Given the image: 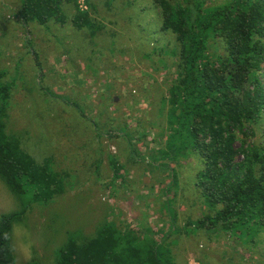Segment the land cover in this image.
Masks as SVG:
<instances>
[{
    "label": "rangeland",
    "instance_id": "1",
    "mask_svg": "<svg viewBox=\"0 0 264 264\" xmlns=\"http://www.w3.org/2000/svg\"><path fill=\"white\" fill-rule=\"evenodd\" d=\"M89 2L91 9L62 0L65 24L42 27L21 22L20 0H0V81L11 85L6 133L37 163L51 157L64 187L27 210L30 264H54L69 235L91 237L104 222L164 241L176 264H264V237L188 225L209 213L193 186L194 156L179 165L154 159L169 133L164 100L177 59L165 54L175 38L158 30L151 1ZM75 8L100 31L75 30ZM18 209L0 180V216Z\"/></svg>",
    "mask_w": 264,
    "mask_h": 264
},
{
    "label": "trees",
    "instance_id": "2",
    "mask_svg": "<svg viewBox=\"0 0 264 264\" xmlns=\"http://www.w3.org/2000/svg\"><path fill=\"white\" fill-rule=\"evenodd\" d=\"M150 1L158 30L175 38V48L165 54L177 59L164 100L169 133L165 149L154 159L179 165L194 156L193 186L209 213L188 225L263 239L264 0ZM61 6L62 0H20L19 16L24 25L65 24ZM86 6L92 8L89 0ZM71 24L77 31L88 30L89 36L100 31L90 14L77 8ZM10 93L11 85L0 81V180L19 209L0 216V229L13 220L24 221L32 205L49 203L64 188L51 157L37 163L16 136L6 133ZM127 146L132 148L131 141ZM173 164L166 168L175 171ZM111 166L116 175L118 168ZM172 178L175 182V174ZM0 264H16L3 241ZM54 264L176 263L164 241L138 238L104 222L91 237L69 235Z\"/></svg>",
    "mask_w": 264,
    "mask_h": 264
},
{
    "label": "clouds",
    "instance_id": "3",
    "mask_svg": "<svg viewBox=\"0 0 264 264\" xmlns=\"http://www.w3.org/2000/svg\"><path fill=\"white\" fill-rule=\"evenodd\" d=\"M0 241L6 243L8 250L17 261L30 264L35 256V241L28 225L23 220L11 221L7 228L0 229Z\"/></svg>",
    "mask_w": 264,
    "mask_h": 264
}]
</instances>
